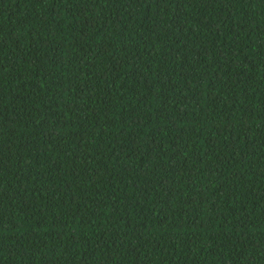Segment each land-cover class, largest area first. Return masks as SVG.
<instances>
[{
    "label": "trees",
    "instance_id": "1",
    "mask_svg": "<svg viewBox=\"0 0 264 264\" xmlns=\"http://www.w3.org/2000/svg\"><path fill=\"white\" fill-rule=\"evenodd\" d=\"M0 264H264V0H0Z\"/></svg>",
    "mask_w": 264,
    "mask_h": 264
}]
</instances>
